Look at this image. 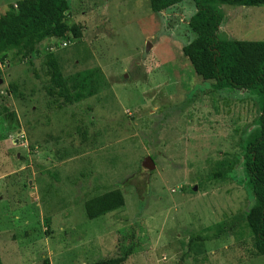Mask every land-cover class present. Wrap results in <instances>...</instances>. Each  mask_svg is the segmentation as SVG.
I'll return each mask as SVG.
<instances>
[{
	"label": "rangeland",
	"instance_id": "rangeland-1",
	"mask_svg": "<svg viewBox=\"0 0 264 264\" xmlns=\"http://www.w3.org/2000/svg\"><path fill=\"white\" fill-rule=\"evenodd\" d=\"M16 1L0 0V14ZM66 2L80 35L0 53L2 264H92L126 251L123 264H264L243 168L260 97L195 74L182 54L194 3L154 13L149 0ZM217 7L219 38L264 40V4ZM114 188L124 205L88 218L84 201Z\"/></svg>",
	"mask_w": 264,
	"mask_h": 264
},
{
	"label": "trees",
	"instance_id": "trees-1",
	"mask_svg": "<svg viewBox=\"0 0 264 264\" xmlns=\"http://www.w3.org/2000/svg\"><path fill=\"white\" fill-rule=\"evenodd\" d=\"M184 0H149L150 9L159 13ZM195 12L188 26L193 38L182 46V54L196 75L212 79L215 90L230 88L257 93L260 97L258 130L247 140L243 153V168L254 204L245 212L252 232V245L257 255H264V40L221 39L218 36L223 14L218 3L249 7L264 4V0H191ZM66 0H18L15 6L0 14V53L21 49L33 55L44 39H66L71 33L80 35L76 24L65 21ZM51 80L63 86L55 59L48 60ZM66 101L70 97L64 95ZM124 205L120 188L104 191L84 201V212L95 218ZM130 251L102 258L92 264H123ZM0 264L1 255H0ZM43 264H50L49 258Z\"/></svg>",
	"mask_w": 264,
	"mask_h": 264
},
{
	"label": "water",
	"instance_id": "water-1",
	"mask_svg": "<svg viewBox=\"0 0 264 264\" xmlns=\"http://www.w3.org/2000/svg\"><path fill=\"white\" fill-rule=\"evenodd\" d=\"M151 46L150 42L147 43L146 45V49H148ZM142 165L146 168H153L155 166V163L152 159L151 156L147 155L146 157H144L143 161H142Z\"/></svg>",
	"mask_w": 264,
	"mask_h": 264
},
{
	"label": "built area",
	"instance_id": "built-area-1",
	"mask_svg": "<svg viewBox=\"0 0 264 264\" xmlns=\"http://www.w3.org/2000/svg\"><path fill=\"white\" fill-rule=\"evenodd\" d=\"M51 44L50 49H54L56 44L61 45L60 42L57 41V38L54 37L51 38ZM62 44L66 45V42H62Z\"/></svg>",
	"mask_w": 264,
	"mask_h": 264
}]
</instances>
